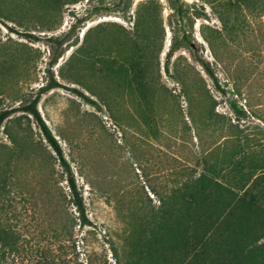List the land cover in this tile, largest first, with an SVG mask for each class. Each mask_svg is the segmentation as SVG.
I'll use <instances>...</instances> for the list:
<instances>
[{"label": "rangeland", "instance_id": "374dc122", "mask_svg": "<svg viewBox=\"0 0 264 264\" xmlns=\"http://www.w3.org/2000/svg\"><path fill=\"white\" fill-rule=\"evenodd\" d=\"M180 2L175 21L170 0H0V111L51 75L62 84L37 107L92 223L78 224L65 167L17 111L0 128V222L21 245L9 264H215L227 253L224 228L201 217L158 230V195L178 190L169 199L186 225L181 206L198 198L203 168L226 205L264 190V0Z\"/></svg>", "mask_w": 264, "mask_h": 264}, {"label": "trees", "instance_id": "16d2710c", "mask_svg": "<svg viewBox=\"0 0 264 264\" xmlns=\"http://www.w3.org/2000/svg\"><path fill=\"white\" fill-rule=\"evenodd\" d=\"M180 1L181 0H170L175 21H180L185 16V9L183 8V5ZM26 35L33 37L32 34ZM182 39L189 41L186 32L183 33ZM84 47L85 46L81 45L79 46L78 50L83 51ZM175 47L176 41L174 40V42L170 43V47L166 53L167 58L172 56ZM60 53L61 51H59L54 56V60H52L53 63L56 61L57 57L60 56ZM197 60L203 66L204 70L213 79H216L209 62L202 58H198ZM59 86H62V84L53 75H51V78L47 84L40 88V91L31 101L19 107L5 108L1 110L0 128L3 121L17 111L31 114L34 117L46 141L56 152L61 164L66 169L71 202L77 211V218L79 221L78 224L80 226L92 225L91 220L89 219L86 212L82 193L78 190L74 175L63 155L62 148L42 118L37 107L40 94L42 92ZM246 106H249V104L247 103ZM235 112L239 115H245L246 110L244 108H235ZM0 161H2V163L9 162L8 159L5 161L4 159ZM0 177L1 179H5L2 175H0ZM191 181L193 183L191 186H195L197 188L199 196L196 198L191 194V199L188 201L186 200V203L181 206V208H184V212L181 213L180 216L187 219L188 224L186 223L185 225L183 221L176 219L180 214V207L176 206L175 203L169 199L175 195V192L178 191L173 189L170 194L158 195V230H165L164 232H174L178 230V228H184L187 230L190 228V220L195 219V217H201L203 218L202 223L204 226H209V229H211L212 232L214 231V233H216L215 231L217 228H224L225 232L230 238V241L227 243V253H222L218 250L220 253L217 251V256L215 258H211L210 262L215 264H264V204H261L260 202V200L264 201V190H258L257 192H254L252 190L253 187L248 186L239 196V203L237 205L229 206V204L226 205L223 203V201L219 200L217 193L219 190H221V183L210 176V171H208V169L203 168V170L195 177V179ZM236 209H239L238 220L234 219V210ZM173 217L176 220L175 222L171 220ZM63 229L65 231V228ZM105 229L110 231V227L108 225L105 227ZM54 230L59 232L58 227H55ZM208 243H210V241L206 239V243L204 244ZM20 248L21 245L19 244V239L13 229L10 226H5L2 222H0V264H9L10 257L16 252H19ZM111 250L112 253L117 257V249L112 246ZM195 256L197 258V254H195Z\"/></svg>", "mask_w": 264, "mask_h": 264}]
</instances>
